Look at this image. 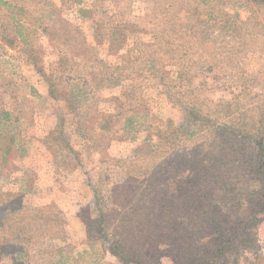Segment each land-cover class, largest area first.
<instances>
[{"label": "rangeland", "instance_id": "1", "mask_svg": "<svg viewBox=\"0 0 264 264\" xmlns=\"http://www.w3.org/2000/svg\"><path fill=\"white\" fill-rule=\"evenodd\" d=\"M200 261L264 264V0H0V264Z\"/></svg>", "mask_w": 264, "mask_h": 264}, {"label": "trees", "instance_id": "2", "mask_svg": "<svg viewBox=\"0 0 264 264\" xmlns=\"http://www.w3.org/2000/svg\"><path fill=\"white\" fill-rule=\"evenodd\" d=\"M211 242L208 243V245L206 246H210ZM213 254L211 253V259L213 258ZM206 262L205 261H200L198 264H205Z\"/></svg>", "mask_w": 264, "mask_h": 264}]
</instances>
